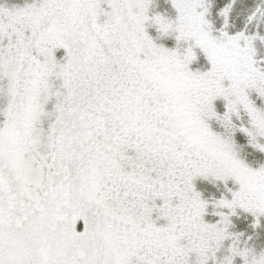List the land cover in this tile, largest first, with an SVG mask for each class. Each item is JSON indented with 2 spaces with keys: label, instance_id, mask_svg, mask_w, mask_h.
<instances>
[{
  "label": "snow or ice",
  "instance_id": "snow-or-ice-1",
  "mask_svg": "<svg viewBox=\"0 0 264 264\" xmlns=\"http://www.w3.org/2000/svg\"><path fill=\"white\" fill-rule=\"evenodd\" d=\"M0 264H264V0H0Z\"/></svg>",
  "mask_w": 264,
  "mask_h": 264
}]
</instances>
